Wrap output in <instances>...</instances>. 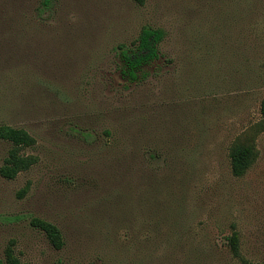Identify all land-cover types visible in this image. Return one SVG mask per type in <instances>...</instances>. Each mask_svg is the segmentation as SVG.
I'll return each mask as SVG.
<instances>
[{
  "label": "rangeland",
  "instance_id": "1",
  "mask_svg": "<svg viewBox=\"0 0 264 264\" xmlns=\"http://www.w3.org/2000/svg\"><path fill=\"white\" fill-rule=\"evenodd\" d=\"M40 1L0 0V124L26 129L37 157L0 175V258L10 245L29 264L261 261L264 0ZM143 26L165 36L132 79L123 51ZM235 142L256 152L240 176Z\"/></svg>",
  "mask_w": 264,
  "mask_h": 264
},
{
  "label": "trees",
  "instance_id": "2",
  "mask_svg": "<svg viewBox=\"0 0 264 264\" xmlns=\"http://www.w3.org/2000/svg\"><path fill=\"white\" fill-rule=\"evenodd\" d=\"M138 3H143L144 0H135ZM51 0H41L40 8L43 11L50 6ZM165 31L162 28H152L149 26H143L134 43V45L124 50V59L129 64L128 74L132 79L136 78L133 71L134 68H138L142 63L147 62L157 57L158 43L164 38ZM260 113L264 119V96L260 102ZM264 126V125H263ZM0 139L7 140L11 143V147L8 149L2 165L0 166V175L12 179L21 172L29 169L36 161L37 157L33 154H26L23 149L31 147L35 143V138L29 134V132L21 127H14L8 124H0ZM255 149L250 142H235L230 148L231 158V170L236 176L242 175L251 161L255 157ZM27 190L25 186L21 192L24 193ZM31 224L41 229L49 242L59 248L63 245V238L59 228L44 219L33 217ZM227 241L230 245L232 252L238 255V236L233 232L227 236ZM0 264H29L22 261L14 252L12 246L8 245L4 249V258H0ZM94 264V263H89ZM251 264H264V258L259 262H253Z\"/></svg>",
  "mask_w": 264,
  "mask_h": 264
}]
</instances>
